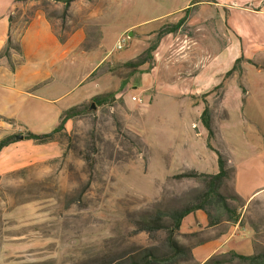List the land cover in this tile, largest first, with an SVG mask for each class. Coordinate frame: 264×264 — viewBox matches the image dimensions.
Wrapping results in <instances>:
<instances>
[{"label": "rangeland", "instance_id": "obj_1", "mask_svg": "<svg viewBox=\"0 0 264 264\" xmlns=\"http://www.w3.org/2000/svg\"><path fill=\"white\" fill-rule=\"evenodd\" d=\"M183 1L75 0L67 8L53 0L16 1L19 28L43 12L61 40L82 30L79 51L104 57L87 85L114 97L79 105L51 141L13 139L0 152V264H118L144 251L168 254L165 229L148 234L138 222L191 205L203 192L199 180L176 176L211 173L214 150L231 156L264 145V70L261 83L248 82L247 100L243 78L245 67L259 69L264 61L241 58L217 87L195 93L206 72L197 74L211 66L213 53L199 44L197 8L212 0H186L185 10L168 17ZM121 37L124 46L115 50ZM72 57L71 82L61 89L72 85L75 71L81 77L96 63L97 54ZM137 61L143 64L126 65ZM230 83L235 91L225 94ZM205 109L211 136L201 121ZM12 131L21 134L16 126ZM226 167L231 175L220 192L229 197L227 159ZM242 221L263 251L264 198L248 206ZM173 239L185 250L192 242L179 233ZM168 264L194 263L184 254Z\"/></svg>", "mask_w": 264, "mask_h": 264}, {"label": "crops", "instance_id": "obj_2", "mask_svg": "<svg viewBox=\"0 0 264 264\" xmlns=\"http://www.w3.org/2000/svg\"><path fill=\"white\" fill-rule=\"evenodd\" d=\"M16 1L0 0V140L13 134V126L22 136L26 132L48 133L59 124L65 110L101 95L89 86L94 81L88 77L104 57L97 51H79V45L85 40L83 31L75 30L61 40L43 12L36 13L19 28V18L15 16ZM186 3L185 0L171 9L168 17L185 10ZM198 4L199 44L212 47L213 53L209 61L211 66L197 74L198 78L202 71L206 72L195 93L217 87L222 75L237 59L254 63L264 61V0H212ZM8 41L11 49L8 56H3ZM78 53L81 56L96 53V63H92L94 66L91 64L81 77L75 71L72 85L61 89V82H71L72 55L76 62ZM63 61L65 65L61 64ZM223 65L228 67L224 71ZM244 69L247 100L249 83L253 80L261 83L264 67ZM225 88V94L228 89L235 91L231 83ZM80 89L79 94H74ZM185 151L191 155L189 147ZM214 151L227 159L232 167L231 191L242 205L237 208L239 219L234 223L223 221L209 226L208 218L201 210L182 219L178 233L192 241L189 248L194 264H203L213 256L231 251L250 256L262 245L253 227L242 219L249 205L264 198L263 143L240 155L225 156L219 149ZM215 162V169L207 174L217 173Z\"/></svg>", "mask_w": 264, "mask_h": 264}, {"label": "trees", "instance_id": "obj_3", "mask_svg": "<svg viewBox=\"0 0 264 264\" xmlns=\"http://www.w3.org/2000/svg\"><path fill=\"white\" fill-rule=\"evenodd\" d=\"M56 2L63 3L64 7L67 8L74 0H53ZM196 2V1H195ZM171 32V31H170ZM169 30L167 33H170ZM9 49H11L10 41L3 51V56L9 55ZM154 49L151 48V50ZM239 59L235 61L233 67L226 73L230 75L235 69L236 63ZM143 61L128 62L129 65H142ZM112 93H106L94 96L91 101L94 104L102 105L106 103L107 99L113 98ZM90 107V106H89ZM79 114L78 106L71 107L65 110L60 115L59 124L50 132L44 134H34L31 132H26L23 134L24 140H32L37 143H45L51 141L53 136L61 132L64 128L65 123ZM201 121L205 129L208 131L209 135H212L210 128V119L207 109L204 110L201 115ZM14 136H9L0 140V151L11 144L14 140ZM210 148L209 145H207ZM217 156V167L218 171L215 174H207L203 172H198L195 170H189L186 173H182L176 176V178H187V179H197L203 185V192L195 199V202L191 205H187L180 210L170 211L169 213H163L161 211H155L152 214L145 216V219L138 222V229L144 231L148 234L165 229L167 232L166 245L168 248V254L165 255H155L151 251H144L136 257L129 258L126 263L118 264H168L173 263L175 259L180 255H188L191 260L190 248L185 250L183 247L178 245L173 239L174 234L178 233L179 227L181 225L182 219L189 213L201 210L205 213L208 218V225L214 226L223 221L227 222H237L239 215L237 214V208L230 206L229 200L240 202V200L235 195H230L226 197L220 192L221 186L224 181L229 176L230 171L226 167V159L214 151ZM233 171V170H232ZM231 175V174H230ZM166 218V221L164 220ZM192 261V260H191ZM264 264V250L261 252L254 253L250 256H245L238 254L236 252H228L223 255H217L209 258L203 264Z\"/></svg>", "mask_w": 264, "mask_h": 264}, {"label": "built area", "instance_id": "obj_4", "mask_svg": "<svg viewBox=\"0 0 264 264\" xmlns=\"http://www.w3.org/2000/svg\"><path fill=\"white\" fill-rule=\"evenodd\" d=\"M126 39L121 37L119 38V40L116 42L115 46H114V49L115 50H121L124 46V43H125Z\"/></svg>", "mask_w": 264, "mask_h": 264}, {"label": "water", "instance_id": "obj_5", "mask_svg": "<svg viewBox=\"0 0 264 264\" xmlns=\"http://www.w3.org/2000/svg\"><path fill=\"white\" fill-rule=\"evenodd\" d=\"M129 35H131V33ZM14 139H15V141H21V140H23V136L22 135H16Z\"/></svg>", "mask_w": 264, "mask_h": 264}]
</instances>
